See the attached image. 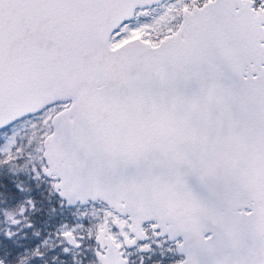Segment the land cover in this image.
Instances as JSON below:
<instances>
[{"label": "snow or ice", "instance_id": "1", "mask_svg": "<svg viewBox=\"0 0 264 264\" xmlns=\"http://www.w3.org/2000/svg\"><path fill=\"white\" fill-rule=\"evenodd\" d=\"M0 264H264V0H0Z\"/></svg>", "mask_w": 264, "mask_h": 264}]
</instances>
